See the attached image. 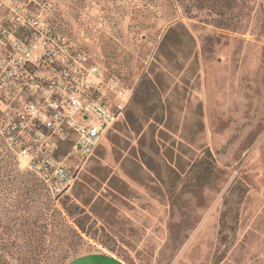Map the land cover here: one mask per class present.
I'll return each instance as SVG.
<instances>
[{
  "label": "rangeland",
  "instance_id": "obj_1",
  "mask_svg": "<svg viewBox=\"0 0 264 264\" xmlns=\"http://www.w3.org/2000/svg\"><path fill=\"white\" fill-rule=\"evenodd\" d=\"M4 2L43 5L42 19L131 90L128 102L142 78L156 89L140 133L127 102L72 184L49 189L55 234L46 257L35 243L32 264L94 252L126 264H216L223 255L219 264H264V0ZM65 137L59 158L71 147ZM209 152L213 168L191 170ZM27 173L0 132V226L19 214L9 208L26 197ZM18 229L13 264L23 260Z\"/></svg>",
  "mask_w": 264,
  "mask_h": 264
},
{
  "label": "built area",
  "instance_id": "obj_2",
  "mask_svg": "<svg viewBox=\"0 0 264 264\" xmlns=\"http://www.w3.org/2000/svg\"><path fill=\"white\" fill-rule=\"evenodd\" d=\"M0 132L25 167L60 194L124 114L131 90L40 11L0 0ZM38 8V7H37ZM72 135L59 158L60 140Z\"/></svg>",
  "mask_w": 264,
  "mask_h": 264
},
{
  "label": "trees",
  "instance_id": "obj_3",
  "mask_svg": "<svg viewBox=\"0 0 264 264\" xmlns=\"http://www.w3.org/2000/svg\"><path fill=\"white\" fill-rule=\"evenodd\" d=\"M154 90L156 89L153 82L149 79L142 78L139 81L133 97L125 108L126 121L133 126L137 133H140L145 128V123H148L150 120L149 114L146 115V118H144L143 121L141 120V117L143 116L141 107L146 108L148 97ZM150 126H152L151 123L149 124V127ZM208 154L209 157L212 155L211 152ZM213 164L214 162L211 157L206 158L203 155L195 160L191 170L198 168L204 173L211 170ZM27 172L30 176V180L25 184L26 197L23 201L13 203L12 207L9 208V212L15 214L16 212H19V214L9 217L8 222L0 226V264H13L11 263V260L13 259L14 252L9 248L8 242L12 235L14 238L18 237V227H21L22 229L24 228V262L22 260L21 264H32L37 260L36 256L38 255V252L36 251V242L41 243L44 250L43 256L46 257L50 249L51 236H54L55 234L53 231V213L56 209L54 207L49 187L35 173L28 169ZM12 222L14 223L11 224ZM64 256L61 258V261L65 258ZM223 258L224 255L220 256L218 260H216V264H219Z\"/></svg>",
  "mask_w": 264,
  "mask_h": 264
},
{
  "label": "crops",
  "instance_id": "obj_4",
  "mask_svg": "<svg viewBox=\"0 0 264 264\" xmlns=\"http://www.w3.org/2000/svg\"><path fill=\"white\" fill-rule=\"evenodd\" d=\"M67 264H126L115 255L106 252H94L72 259Z\"/></svg>",
  "mask_w": 264,
  "mask_h": 264
}]
</instances>
